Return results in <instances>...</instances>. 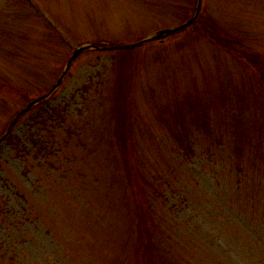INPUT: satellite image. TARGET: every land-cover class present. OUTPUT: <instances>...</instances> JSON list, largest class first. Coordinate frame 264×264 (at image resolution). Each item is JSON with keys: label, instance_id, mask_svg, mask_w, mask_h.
<instances>
[{"label": "rangeland", "instance_id": "374dc122", "mask_svg": "<svg viewBox=\"0 0 264 264\" xmlns=\"http://www.w3.org/2000/svg\"><path fill=\"white\" fill-rule=\"evenodd\" d=\"M197 5L0 0V133L99 47L0 143V264H137L139 214L152 264H264V79L199 24L114 48ZM200 15L264 57V0Z\"/></svg>", "mask_w": 264, "mask_h": 264}, {"label": "trees", "instance_id": "16d2710c", "mask_svg": "<svg viewBox=\"0 0 264 264\" xmlns=\"http://www.w3.org/2000/svg\"><path fill=\"white\" fill-rule=\"evenodd\" d=\"M203 17V16H202ZM201 15L198 17L197 21L194 24H199L201 28L203 29L206 37L215 45L226 49L232 53H234L235 57L243 64L247 65L251 69H253L262 79H264V57H262L260 54L252 52L251 50L246 49L236 38V36L232 35V33L224 32L220 30L218 27H216L215 22L212 20H205V22L200 21ZM204 27V28H203ZM158 42L164 43L165 38L160 39ZM237 44V45H236ZM116 59V58H114ZM116 65V63H115ZM115 65L113 68H115ZM33 101V100H32ZM119 107L116 110V117H115V135L117 138V141H119V145L121 146L122 152H123V159L127 165V156L125 153V147L127 144V139L125 138L126 132L125 130H122V115L123 110L121 106V102H119ZM3 131V130H2ZM3 135V132L0 133V137ZM242 183L244 185V180H242ZM242 184L238 182L237 191L236 193H243L240 191V187ZM242 195V194H241ZM255 213V212H254ZM146 220L145 217L141 214L138 215V245L136 248V254H137V264H152L151 263V257H153L154 254V248L151 246L152 238L147 232V228L145 230ZM143 231L150 237V240L148 243H146L145 239L143 238ZM181 262V261H180ZM178 262V264L180 263Z\"/></svg>", "mask_w": 264, "mask_h": 264}, {"label": "water", "instance_id": "95a60500", "mask_svg": "<svg viewBox=\"0 0 264 264\" xmlns=\"http://www.w3.org/2000/svg\"><path fill=\"white\" fill-rule=\"evenodd\" d=\"M202 3L203 0H198V5L195 11V14L184 24L173 28V29H166V30H162V31H158L156 33H154L153 35L149 36L146 39H143L142 41L135 43V44H128V45H117L114 48L115 49H135L138 48L142 45H144L145 43L154 41V40H159L162 39L164 37L176 34L178 32H181L187 28H189L190 26H192L195 21L197 20V18L200 15L201 12V8H202ZM90 49H99V47L95 46V45H87V46H83L80 48H76L73 52V55L71 56V58L69 59L66 68L64 70V72L62 73L60 79L58 80L57 84L53 87V89L48 93V95L36 100L35 102L31 103L30 105H28L24 110H22L20 112V114L16 117V119L11 123V125L8 127L7 132L3 135V137L0 138V143L3 141V139L11 132V129L13 127V125L17 122V120L19 119V117L24 114L26 111H28L30 108H32L34 105L38 104L39 102L44 101L49 95H51L57 88L58 86L61 84L62 80L65 78L67 72L69 71L71 64L74 62V60L84 51H88Z\"/></svg>", "mask_w": 264, "mask_h": 264}]
</instances>
